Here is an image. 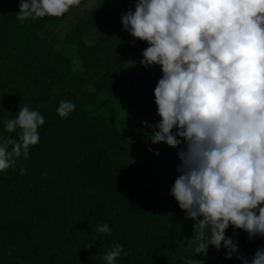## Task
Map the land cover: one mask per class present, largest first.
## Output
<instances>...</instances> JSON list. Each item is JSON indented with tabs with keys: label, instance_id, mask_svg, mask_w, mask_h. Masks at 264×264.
Returning a JSON list of instances; mask_svg holds the SVG:
<instances>
[{
	"label": "trees",
	"instance_id": "obj_1",
	"mask_svg": "<svg viewBox=\"0 0 264 264\" xmlns=\"http://www.w3.org/2000/svg\"><path fill=\"white\" fill-rule=\"evenodd\" d=\"M100 2L67 32L80 60L77 70L40 34L62 17L21 24L15 14L19 0H0V135L18 139L4 126L23 105L45 119L27 158L0 172V264H105L113 243L127 253L116 264H186L191 258L242 264L235 257L225 259L223 245L209 246L206 256L194 254V221L168 195L181 146L151 141L152 125L160 119L153 96L160 68L140 66L147 42L122 28L120 17L134 0H118L101 19ZM95 27L102 35L88 43ZM115 97L136 126L132 138L116 130ZM62 100L76 105L63 120L56 114ZM100 100L105 113L91 114L87 107ZM102 223L111 234L95 231ZM226 236L248 258L264 247V237L249 241L239 229L234 233L229 227Z\"/></svg>",
	"mask_w": 264,
	"mask_h": 264
},
{
	"label": "clouds",
	"instance_id": "obj_2",
	"mask_svg": "<svg viewBox=\"0 0 264 264\" xmlns=\"http://www.w3.org/2000/svg\"><path fill=\"white\" fill-rule=\"evenodd\" d=\"M80 3L19 0L16 19L23 24L60 18ZM120 20L134 40L147 42L140 66L160 68L153 90L160 119L152 125L151 141L181 146L168 195L194 221V254L206 256L209 246L223 245L225 259L264 264V247L248 258L226 236L232 227L249 241L264 237V0H134ZM75 107L62 100L56 114L67 119ZM44 124L28 105L5 122L4 130L18 139L0 135V172L27 158ZM95 231L112 229L102 223ZM122 253L127 255L123 245L113 243L105 264H116ZM186 264L204 262L191 258Z\"/></svg>",
	"mask_w": 264,
	"mask_h": 264
},
{
	"label": "rangeland",
	"instance_id": "obj_3",
	"mask_svg": "<svg viewBox=\"0 0 264 264\" xmlns=\"http://www.w3.org/2000/svg\"><path fill=\"white\" fill-rule=\"evenodd\" d=\"M118 0H101L98 5V17L104 18L108 14V11H111L114 6L117 4ZM96 0H81L79 6H72L71 10L66 13L62 19L58 22H48L41 31V35L45 37L55 49L61 50L67 57L70 59V63L73 69L79 70L81 68L80 60L76 54V46L71 42L66 41V35L69 29L81 16H84L85 12L91 8L95 9ZM102 28L95 27L90 34L86 37L88 43L97 40L102 35ZM98 102L96 105L88 106V111L91 114L97 112L105 113V106H101ZM114 105L117 110V119H116V130L119 136L124 138H132L136 133V126L130 123L125 116L123 109L119 104L117 97L114 98Z\"/></svg>",
	"mask_w": 264,
	"mask_h": 264
}]
</instances>
